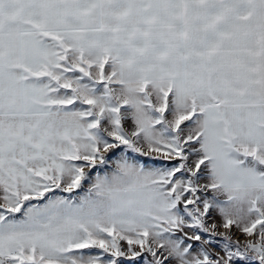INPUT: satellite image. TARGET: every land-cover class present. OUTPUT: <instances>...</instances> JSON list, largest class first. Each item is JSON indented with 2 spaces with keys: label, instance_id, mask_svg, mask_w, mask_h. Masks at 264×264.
I'll use <instances>...</instances> for the list:
<instances>
[{
  "label": "snow or ice",
  "instance_id": "1",
  "mask_svg": "<svg viewBox=\"0 0 264 264\" xmlns=\"http://www.w3.org/2000/svg\"><path fill=\"white\" fill-rule=\"evenodd\" d=\"M0 264H264V0H0Z\"/></svg>",
  "mask_w": 264,
  "mask_h": 264
}]
</instances>
